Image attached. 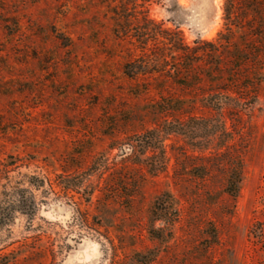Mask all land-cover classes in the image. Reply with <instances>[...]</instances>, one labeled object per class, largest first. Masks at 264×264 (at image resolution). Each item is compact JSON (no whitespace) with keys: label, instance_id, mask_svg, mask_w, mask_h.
<instances>
[{"label":"rangeland","instance_id":"obj_1","mask_svg":"<svg viewBox=\"0 0 264 264\" xmlns=\"http://www.w3.org/2000/svg\"><path fill=\"white\" fill-rule=\"evenodd\" d=\"M120 2L132 10L0 0V264H264V47L254 104L206 146L201 125L154 112L153 78L123 74L140 52L113 33ZM223 3L152 0L148 11L192 47L223 31ZM161 194L176 218L151 217Z\"/></svg>","mask_w":264,"mask_h":264},{"label":"trees","instance_id":"obj_2","mask_svg":"<svg viewBox=\"0 0 264 264\" xmlns=\"http://www.w3.org/2000/svg\"><path fill=\"white\" fill-rule=\"evenodd\" d=\"M151 1L133 0L132 10L127 8L126 2H120L119 9L109 8L115 18L125 15L123 21L116 19L115 36L127 40L140 52L123 65V74L131 80L153 78L154 90L159 95L153 105L154 112L171 119L169 123L163 120L164 124L201 125L208 133L204 140L206 146L214 137L223 140L227 135L225 119L239 120L256 100L258 65L264 47V0H224L223 31L215 41L194 42L192 47L184 44L179 32L164 30L149 17ZM57 37L65 43L69 41L62 34ZM173 87L180 88L189 98L173 97ZM198 111L203 115L196 116ZM217 126L219 131L215 130ZM178 131L183 130H167L166 133ZM141 138L138 136L136 143H140ZM160 167L158 171L163 166ZM239 184L240 167L234 166L226 189L236 193ZM150 214L154 220H162L166 215L176 218L171 196L159 195Z\"/></svg>","mask_w":264,"mask_h":264}]
</instances>
